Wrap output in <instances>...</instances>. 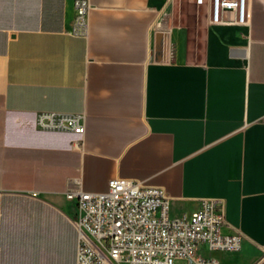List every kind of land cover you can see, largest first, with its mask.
Instances as JSON below:
<instances>
[{
  "label": "crops",
  "instance_id": "crops-1",
  "mask_svg": "<svg viewBox=\"0 0 264 264\" xmlns=\"http://www.w3.org/2000/svg\"><path fill=\"white\" fill-rule=\"evenodd\" d=\"M189 1L196 34L176 0H90L82 35L75 0H0V264H77L67 193L118 176L164 187L172 216L224 201L241 248L176 264H264V0L245 24ZM43 111L85 132L41 129Z\"/></svg>",
  "mask_w": 264,
  "mask_h": 264
},
{
  "label": "built area",
  "instance_id": "built-area-1",
  "mask_svg": "<svg viewBox=\"0 0 264 264\" xmlns=\"http://www.w3.org/2000/svg\"><path fill=\"white\" fill-rule=\"evenodd\" d=\"M194 2L208 7L212 23L248 22L247 0ZM91 7L90 0H75L72 32L88 34ZM224 11L234 12L235 19H225ZM85 119L81 114L43 111L36 122L44 130L83 134ZM67 197L78 208L77 264H176L179 259H198L201 244L224 251H238L242 246L241 233L223 232L227 218L222 199L204 198L192 213L172 216L164 187L121 176L111 178L105 191L76 190Z\"/></svg>",
  "mask_w": 264,
  "mask_h": 264
},
{
  "label": "rangeland",
  "instance_id": "rangeland-1",
  "mask_svg": "<svg viewBox=\"0 0 264 264\" xmlns=\"http://www.w3.org/2000/svg\"><path fill=\"white\" fill-rule=\"evenodd\" d=\"M175 7V21L177 23H182L185 25H190L194 34L195 30V14L197 13V8L189 0H176Z\"/></svg>",
  "mask_w": 264,
  "mask_h": 264
}]
</instances>
